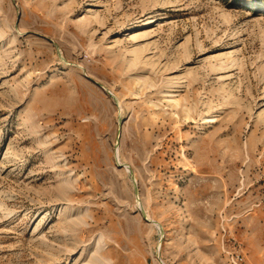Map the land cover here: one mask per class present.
<instances>
[{
    "label": "rangeland",
    "instance_id": "obj_1",
    "mask_svg": "<svg viewBox=\"0 0 264 264\" xmlns=\"http://www.w3.org/2000/svg\"><path fill=\"white\" fill-rule=\"evenodd\" d=\"M0 264H264V0H0Z\"/></svg>",
    "mask_w": 264,
    "mask_h": 264
},
{
    "label": "water",
    "instance_id": "obj_2",
    "mask_svg": "<svg viewBox=\"0 0 264 264\" xmlns=\"http://www.w3.org/2000/svg\"><path fill=\"white\" fill-rule=\"evenodd\" d=\"M120 132H121V125L119 124V128H118V138H119V136H120ZM131 173H132V171H131ZM134 182H135V181H134ZM134 186H135V191H136V199L138 200L136 182H135V185H134ZM139 209H140L142 215L144 216V218H145L147 221H149V222H155L154 220L149 219V218L146 216L144 210H143L141 207H139ZM160 262H162V261H160Z\"/></svg>",
    "mask_w": 264,
    "mask_h": 264
},
{
    "label": "built area",
    "instance_id": "obj_3",
    "mask_svg": "<svg viewBox=\"0 0 264 264\" xmlns=\"http://www.w3.org/2000/svg\"><path fill=\"white\" fill-rule=\"evenodd\" d=\"M233 260L235 263L241 262L242 261V257L240 255V253H237L236 257H233Z\"/></svg>",
    "mask_w": 264,
    "mask_h": 264
},
{
    "label": "bare ground",
    "instance_id": "obj_4",
    "mask_svg": "<svg viewBox=\"0 0 264 264\" xmlns=\"http://www.w3.org/2000/svg\"><path fill=\"white\" fill-rule=\"evenodd\" d=\"M151 19L153 20V18H151ZM212 121H214L213 117H209V122H212ZM163 235H164V233H163Z\"/></svg>",
    "mask_w": 264,
    "mask_h": 264
}]
</instances>
